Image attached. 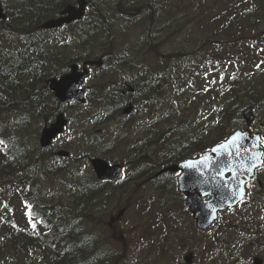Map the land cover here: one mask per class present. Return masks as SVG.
<instances>
[{"label": "trees", "instance_id": "obj_1", "mask_svg": "<svg viewBox=\"0 0 264 264\" xmlns=\"http://www.w3.org/2000/svg\"><path fill=\"white\" fill-rule=\"evenodd\" d=\"M9 1H3L6 20L0 21V141L3 142L0 143V264H123L119 255L97 246L94 235L82 233L76 226L72 229L79 208L81 212L86 211L91 201L105 191L106 185L83 198L87 189L80 169L72 175L71 186L65 194L66 198L73 199L74 205L67 212L66 203L52 204L53 194L46 192L40 179L66 171V163L53 161V146L46 150L38 147V131L34 128L37 123L50 124L57 113L66 111L68 105H60L53 99L46 80L69 72L70 64L82 60L79 53L78 56L71 54L72 50L78 51L74 40L80 46L76 38H84L82 44L89 45L103 33L110 45L115 32L111 28L114 17H110V12H135L142 18L151 16L150 23L144 26L143 46L152 45L160 33L156 16L164 9L151 6V0H142L140 6L137 3L129 6L126 0H90L85 18L74 24L73 31L67 32L68 27H63L55 35L53 31L40 30L39 25L77 0ZM243 5L246 6L243 22L245 18L248 20V26L244 23V27L249 32L256 18L248 8L264 18V0H247ZM210 41L217 42V39L213 36ZM205 59H212V54L199 51L184 76L175 73L178 68L175 65L166 74L169 79L157 75L137 91L138 95L147 90L155 92L151 96L156 97L153 103L160 102L161 95L165 98L161 115L152 127L159 147L164 145L162 167L199 157L232 132L244 129L239 117L244 108L252 106L256 112L262 109L260 103L264 98L256 74L228 75L219 67L201 72L198 64ZM241 83L248 85L242 87ZM114 95L121 100L117 90ZM166 101L169 107L165 111ZM105 110L103 116L108 120L112 113L110 107ZM95 112L89 109L85 113L89 118L83 124L101 125L92 123V120L96 122ZM177 115H181L178 125ZM231 124L222 133L214 130ZM157 170L155 166L149 178ZM98 187V184L92 186L94 190ZM258 204L264 211V203ZM66 220L69 222L65 223ZM188 226L195 232L191 221ZM243 242L242 238L236 239L238 250H242Z\"/></svg>", "mask_w": 264, "mask_h": 264}, {"label": "rangeland", "instance_id": "obj_2", "mask_svg": "<svg viewBox=\"0 0 264 264\" xmlns=\"http://www.w3.org/2000/svg\"><path fill=\"white\" fill-rule=\"evenodd\" d=\"M9 2L12 3L11 0ZM126 2L129 6L134 3L140 5V0ZM246 2L247 0H172L171 4L175 9L169 18L175 23V30L166 40L157 44L151 53L149 47L143 57H140L142 61L136 54L146 35L144 26L150 23L151 16L142 18L136 16L135 12L125 14L110 12V17H114L111 28L115 31L112 34V43L109 45L108 37L104 38L103 33H100L101 35L93 38L94 44H84L83 53L93 57L89 59L96 60L94 57L101 55L107 63L104 72L97 74L104 77L101 81L95 82L93 77L86 83V86L91 88V93H95L96 103L92 104L91 109L98 110V106L105 98L112 97V84L119 80L120 74L124 71L110 69V62L119 56L123 59L128 58L124 67H128L132 58L139 69L140 63L143 62L147 68L160 73H170L177 65L175 73L184 76L196 53L209 52L214 62L212 59L205 62L203 60L201 67L203 65L205 71L219 67L228 75L233 72L237 75L254 73L259 80V90L264 98V22L253 30L254 21L251 25L252 30L249 32L245 30L244 23L248 26V20L245 18L243 22L246 9L243 4ZM213 36L217 42L210 41ZM127 47L131 49L130 56L123 55L124 51L128 50ZM78 53L80 54L79 51H72L71 54L78 56ZM241 85L246 87L248 84ZM260 105L262 106L260 112H256L252 106L247 108L254 114L251 131L260 133L264 138V100ZM156 115H159V111ZM239 117L241 118V114ZM180 118L181 115L175 118L177 125ZM99 119L100 117L98 122ZM69 120L72 129L65 131L64 136L57 140L55 150H70L71 156L76 159L82 154H87L88 157L78 162L72 161L71 158L64 160L66 171H61L57 176L44 175L40 179L46 192L53 194L52 204L66 203L67 212L70 205H74L73 199L66 198L72 183V175L81 168L90 174L88 159L101 155V152L95 149L90 150L92 134L99 135L104 143L108 142L114 117L100 128L102 130L100 133L94 128L83 131L85 124L76 131V120L71 115ZM243 124L245 126L244 122ZM232 126L223 125L214 130L222 133ZM41 127L37 123L34 128L38 131V136ZM213 136L210 132V137ZM65 143L69 144L64 147ZM159 151L155 145L147 157L145 155L143 158L148 169H152L154 164L157 169L163 166L165 158L153 157ZM172 177L177 181V174L172 173ZM145 179L146 176L138 183L137 187L141 194L133 200L129 209L119 213L120 204L117 203V197L115 203L114 201L111 203L112 209L110 208L101 223L97 224L99 230H96L103 245L101 247L112 249L115 253L120 249L124 250L129 260L127 264H184V256L192 252L195 257L197 256V264H252L255 257L260 258L264 264V214L256 208L251 196H247L244 204L232 208L235 211L224 212L213 227L203 233H196L188 226L190 221L185 215L188 211L183 210L181 204L183 197L177 190L174 188L172 191L168 181L159 180L151 186L149 183L141 184ZM260 179L264 183V174H260ZM255 192H258L257 188ZM123 206L122 202L121 207ZM23 210L21 207L20 211ZM70 216L71 214H68V217ZM241 238L244 242L240 244L242 250H238L235 241Z\"/></svg>", "mask_w": 264, "mask_h": 264}, {"label": "water", "instance_id": "obj_3", "mask_svg": "<svg viewBox=\"0 0 264 264\" xmlns=\"http://www.w3.org/2000/svg\"><path fill=\"white\" fill-rule=\"evenodd\" d=\"M85 4V0H79L77 7L66 6L59 13V18L44 22L40 28L50 30L81 19L84 14ZM0 20H5L1 0ZM86 76L87 73L85 71L80 74L77 72L76 67L72 66L69 74L59 80H50L48 82L49 89L55 94V98L61 102L75 100L84 103L83 92L78 88ZM242 116L249 127L253 121L252 112L246 110ZM65 125L66 121L63 115L57 116L53 124L42 130L39 140L40 147H48L52 140L61 134ZM237 134H240L242 138L243 146L240 152H235V147L237 143L241 142V139L238 138L235 143H232V138L237 136ZM227 141H229L230 149L234 152V155L230 157L222 155L225 151V148L221 147L224 144L222 143L211 148L209 152L204 153L198 160L185 161L166 170L169 172H182L178 180L179 190L186 195L187 207L196 221L197 228L200 230H206L215 222L218 211L233 207L243 200L246 193V184L250 182L254 171L261 165V161L256 159L262 156L258 135L251 137L248 131L243 133L236 132ZM244 149H249L250 151L245 152ZM58 156L66 157L67 153L59 152ZM253 161L257 164V167L245 171V169L249 168L250 162ZM91 165L98 177H105L103 161L92 160ZM188 165H191V167H188ZM220 167L231 169L230 171H225L224 178L218 176ZM227 175H229L228 178H226ZM241 191L243 192L242 199ZM208 196L211 197L210 200L202 201V198ZM253 264H261V261L254 259Z\"/></svg>", "mask_w": 264, "mask_h": 264}, {"label": "snow or ice", "instance_id": "obj_4", "mask_svg": "<svg viewBox=\"0 0 264 264\" xmlns=\"http://www.w3.org/2000/svg\"><path fill=\"white\" fill-rule=\"evenodd\" d=\"M241 139V142L240 143H237L236 144V147H235V152H240L241 149H242V138L240 137V134H237V136H234L232 138V143H235L237 139ZM0 143H3L2 141H0ZM221 147L225 148V151L222 153V155L224 156H232L234 155V152L230 149L229 147V141H225L223 145H221ZM245 152H248L250 151L249 149H244ZM257 160H261L260 157H257L256 158ZM215 163V162H213ZM260 166H264V160H261V165ZM188 167H191V165H188ZM257 167V164L253 161V162H250V165H249V168L245 169V171H249L251 168H255ZM231 169L229 168H225V167H220L219 171H218V176L220 178H224V175H225V171H230ZM202 174V173H201ZM243 197V192L241 191V199Z\"/></svg>", "mask_w": 264, "mask_h": 264}, {"label": "bare ground", "instance_id": "obj_5", "mask_svg": "<svg viewBox=\"0 0 264 264\" xmlns=\"http://www.w3.org/2000/svg\"><path fill=\"white\" fill-rule=\"evenodd\" d=\"M172 173H174V174H179V175H178V178H177V182H178L179 177L182 175V172L178 171V172H172ZM228 177H229V175L226 176V178H228ZM236 206H237V205H235V206H233V207H231V208H235Z\"/></svg>", "mask_w": 264, "mask_h": 264}, {"label": "flooded vegetation", "instance_id": "obj_6", "mask_svg": "<svg viewBox=\"0 0 264 264\" xmlns=\"http://www.w3.org/2000/svg\"><path fill=\"white\" fill-rule=\"evenodd\" d=\"M77 66H78V70H81L80 65H77ZM178 175H179V174H177V178H178ZM176 182H177V181H176Z\"/></svg>", "mask_w": 264, "mask_h": 264}]
</instances>
